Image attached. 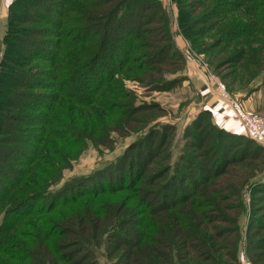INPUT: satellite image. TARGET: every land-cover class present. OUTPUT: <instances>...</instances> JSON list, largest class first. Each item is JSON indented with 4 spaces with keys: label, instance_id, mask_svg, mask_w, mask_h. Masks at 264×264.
Segmentation results:
<instances>
[{
    "label": "trees",
    "instance_id": "obj_1",
    "mask_svg": "<svg viewBox=\"0 0 264 264\" xmlns=\"http://www.w3.org/2000/svg\"><path fill=\"white\" fill-rule=\"evenodd\" d=\"M176 1L180 24L194 26V18H184V2ZM217 2L218 6L227 3L228 7L215 6L204 18L223 12L241 13V21L231 22L239 23L238 26L227 29L233 34L232 39L256 37L264 32V0ZM163 7L160 0H13L10 4L4 18L0 57V264H99L97 255L102 245L109 258L117 253L122 256L124 248H129L127 263L117 260L114 264H144L137 257L140 252L148 264H156L158 258L164 264H175V247L182 244L181 239L188 234L193 240L198 239L199 235L194 236L200 226L197 217L195 223L186 221L184 225L182 221L180 226L173 220L174 213L161 216L160 206L140 203L137 195L130 201L136 200L134 204L140 210L139 219L134 218L131 213L135 209L128 208L132 205L123 199L117 201L115 195L128 185L127 179L116 191L104 186L96 192L88 187L80 190L94 180L93 176L101 179L108 171L119 170L129 160V150L91 175L60 184L84 148L90 142L98 144L96 136L100 130L111 129V119L120 118L116 121L122 124L128 118L136 98L125 91L117 78L121 72H131L132 65L139 63L138 54L146 47L151 50L147 59L162 58L160 62L177 49L172 37H165L166 44L156 47L140 42L159 38L153 32L157 29L145 26L161 18ZM165 27L167 35L168 26ZM225 33L217 37L218 44L225 41ZM211 116L209 109H203L192 125L199 128L207 124L222 137H233L230 131L217 128L210 121ZM166 126L157 124L146 129L139 140L151 142L154 132L166 130ZM131 147L134 152L136 145ZM149 152L151 163L162 161L159 146ZM170 157L171 154L166 155L165 160ZM156 158L159 161H154ZM155 166V179L168 173L162 188L170 190L177 177L174 166ZM149 168L150 165L144 166L135 180L141 182ZM128 177H133V172ZM257 181H253L252 192L264 193V181ZM138 193L141 195L142 191ZM183 204L189 202L184 200ZM190 204L197 202L192 200ZM177 225H192L195 231L177 232ZM137 227L139 230L134 231ZM204 231L208 246L216 247L219 243L215 232L210 233L207 228ZM169 236L179 240L166 242ZM262 239H251L249 253L264 250ZM221 246L215 250L225 251L215 258H207L201 252L198 255L217 264H230L225 259L232 260L235 254L227 244ZM203 247H207L205 242ZM192 250H196L195 246Z\"/></svg>",
    "mask_w": 264,
    "mask_h": 264
},
{
    "label": "rangeland",
    "instance_id": "obj_2",
    "mask_svg": "<svg viewBox=\"0 0 264 264\" xmlns=\"http://www.w3.org/2000/svg\"><path fill=\"white\" fill-rule=\"evenodd\" d=\"M12 1L0 0V37L3 35L4 18ZM160 1L164 6L163 11L159 12L161 18L157 17L154 22L145 26L146 29H157L153 32L157 35L155 37L159 38L156 41L142 39L140 42L153 43L156 47L166 44L165 37H172L177 49L160 62L159 59L162 58L147 59L146 55L151 50L146 47L138 54V62L142 65L135 63L131 72H121L117 78L121 79L125 91L136 98L128 118L122 124L116 121L120 118L111 119L114 120V125H110L111 129L100 130L96 136L98 144L90 142L84 148L81 157L65 171L60 184L78 176L91 175L99 168L111 165L110 163H114L113 161L129 150V160L121 164L119 170L108 171L101 179L93 176L94 180L80 187V190L84 191V188L88 187L96 192L104 186L105 189L114 188L116 191L121 188L123 180L127 179L128 185L122 187L115 195H118L117 201L123 199L132 205L128 208L135 209L131 213L134 218L140 217V210L134 204L136 200L130 202L136 195L140 203L147 202L152 207L160 206L161 216L174 213L173 220L180 223V226L182 221L184 225H187L186 221L195 223L197 217L200 226L194 236L199 235L198 239L193 240L190 234L185 236L186 240L181 239L182 244L175 247L178 250V253H174L175 264H217L214 260L200 258L198 252L205 253L207 258L211 255L215 258L219 252L225 251L224 248L218 252L215 250L219 249L221 243L231 247L229 251L235 254L232 260L226 258L225 263L241 264L242 261L249 260L253 264H264V250L250 251L252 256L255 254L254 258L248 250L253 237L263 238L264 241V193L251 190L253 181H264V146L240 131H230L233 137L224 138L207 124L199 128L192 125L199 112L208 106L209 99L222 102L218 97L222 86V91L225 89L230 98L238 101L245 111L264 117V32L256 37L240 36L232 39L233 34H229L227 29L238 26L239 23L231 22L242 20L240 11L223 12L204 18L216 9L215 6L217 9L228 7L227 3L218 6V0H180L181 3L184 2V18L186 16L195 19V25L190 27H186V23L180 24L179 4L176 0ZM165 26H168L167 35ZM153 32L151 31V34L154 35ZM223 33L225 41L219 42V45L217 37ZM248 39L250 41L245 43ZM254 47L257 50H254ZM183 49L189 51L192 57L190 61L184 55ZM198 78L208 89L203 94V90L198 91L194 85ZM198 93L203 96L202 100L198 99ZM206 99L207 103L201 107L200 102L204 104ZM209 111L212 115L210 121L217 128L225 129V123L214 116L212 109ZM229 117L239 129V124L230 112ZM157 124L167 125L166 130L160 128V133L154 132L151 142L139 140L146 129ZM163 134L166 135L164 138ZM235 135H243L244 138ZM165 138L166 141L163 140ZM134 144L136 150L133 152L131 146ZM158 146L162 151V161L159 164L151 163L152 155L149 150ZM168 154H171V157L165 160ZM157 160L159 161L158 158L154 159ZM169 163L174 166L177 177L171 188L169 187L170 190L164 191L162 185L167 182L168 173L155 179L158 172L155 165ZM146 165H150L149 172L141 182H137L135 179L139 178L138 174ZM120 171L124 172L123 175ZM129 172H133V177H128ZM141 191L142 194L139 195L138 192ZM184 200L189 204H183ZM192 200L197 204H190ZM111 204L108 206L112 210L115 209ZM123 213L126 215V212ZM119 218L122 219L121 214ZM204 228L210 233L215 232L218 237L216 243H219L216 247L208 246ZM138 230L139 227L134 229ZM184 230L194 233L195 228L192 225L190 228H178V225L175 227L177 232ZM134 233L132 238L136 236ZM178 240L169 236L166 242L174 243ZM184 240L195 246L196 250L193 251V246L189 247ZM204 242L207 247H203ZM124 250L122 256L117 253L109 258L105 245H102L97 255L98 263L114 264L117 260L127 263V253H130V250L127 247ZM141 253H138V259L148 264L146 257H142ZM156 264H164L162 258H158Z\"/></svg>",
    "mask_w": 264,
    "mask_h": 264
},
{
    "label": "built area",
    "instance_id": "obj_3",
    "mask_svg": "<svg viewBox=\"0 0 264 264\" xmlns=\"http://www.w3.org/2000/svg\"><path fill=\"white\" fill-rule=\"evenodd\" d=\"M183 53L189 61L192 59L187 49H183ZM222 88L224 87H220L221 91L219 90L218 97L229 106L232 118L239 124L241 133L264 146V117L245 111L241 104L230 98L229 93L225 89L222 91ZM241 264L253 263L249 260H244Z\"/></svg>",
    "mask_w": 264,
    "mask_h": 264
},
{
    "label": "crops",
    "instance_id": "obj_4",
    "mask_svg": "<svg viewBox=\"0 0 264 264\" xmlns=\"http://www.w3.org/2000/svg\"><path fill=\"white\" fill-rule=\"evenodd\" d=\"M2 37H3V35L0 37V55H1L2 47H3L2 42H1L2 41ZM196 83L199 84V85H197ZM194 85L196 86V89H198V91H199V89H200V91L203 90L202 91V94L205 93V92H207V90H208V89L205 88V85L202 83V81L199 78H198V80H196L194 82ZM202 97L203 96H201L200 93H198V99L199 100L200 99L202 100ZM206 103H207V99L204 102V104L201 101L200 102L201 107L203 105H205ZM223 103L224 102H221V101H218V100L216 101L215 99L211 98V99H209L208 106L206 105L207 107H204V106L203 107L205 109H212L213 110V113H214V116L220 122H224L225 123V125L227 126V127H225L226 130H229V131H232V132H238V131H240L236 127V123L233 122V120L229 117V112L230 111H229L228 105L225 104L226 105L225 106ZM201 107H200V110H201Z\"/></svg>",
    "mask_w": 264,
    "mask_h": 264
}]
</instances>
